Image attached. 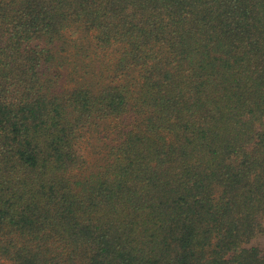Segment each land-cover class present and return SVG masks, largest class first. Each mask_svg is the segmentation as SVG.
<instances>
[{"label":"trees","instance_id":"obj_1","mask_svg":"<svg viewBox=\"0 0 264 264\" xmlns=\"http://www.w3.org/2000/svg\"><path fill=\"white\" fill-rule=\"evenodd\" d=\"M0 264H264V0H0Z\"/></svg>","mask_w":264,"mask_h":264},{"label":"rangeland","instance_id":"obj_2","mask_svg":"<svg viewBox=\"0 0 264 264\" xmlns=\"http://www.w3.org/2000/svg\"><path fill=\"white\" fill-rule=\"evenodd\" d=\"M66 77H70V74H69V72L67 73ZM67 79H69V78H67ZM65 83H67V82H65Z\"/></svg>","mask_w":264,"mask_h":264}]
</instances>
